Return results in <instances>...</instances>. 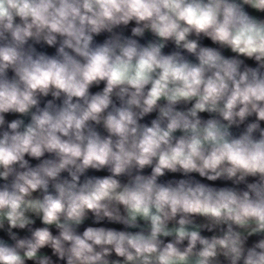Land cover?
I'll return each mask as SVG.
<instances>
[{
	"label": "clouds",
	"instance_id": "9594fccd",
	"mask_svg": "<svg viewBox=\"0 0 264 264\" xmlns=\"http://www.w3.org/2000/svg\"><path fill=\"white\" fill-rule=\"evenodd\" d=\"M0 234V264H264V0H0Z\"/></svg>",
	"mask_w": 264,
	"mask_h": 264
},
{
	"label": "crops",
	"instance_id": "0c3cea01",
	"mask_svg": "<svg viewBox=\"0 0 264 264\" xmlns=\"http://www.w3.org/2000/svg\"><path fill=\"white\" fill-rule=\"evenodd\" d=\"M99 41H102L103 39H104V36L102 35V36H100V37H98L97 38ZM203 43L205 44V45H210V46H214V45H211V42L209 41V40H207V39H205V40H203ZM44 50H46L49 54H54V49H52V48H46V49H44ZM171 50H173V46L171 45V44H169V46L165 49V52H169V51H171ZM225 54L226 55H231V53L228 51V50H225ZM249 65H252V66H255L254 65V62L253 61H251V60H248V61H246ZM101 88L103 87V85H101L100 86ZM99 89L98 88H96V87H94L93 89H91V91H93V92H95V91H98ZM51 97H49V99H50ZM203 117H205V118H207V116H208V114L207 113H204V114H201ZM155 116V113L154 114H152V116H149V117H147L146 118V121H150L153 117ZM14 118H16L14 115H12V114H9L7 117H6V119H8V120H11V119H14ZM145 121V122H146ZM26 122H27V120H26ZM101 131H102V129H101ZM32 163L33 164H35L36 163V161H32ZM147 171H150V170H147ZM107 173L106 172H94V171H90L89 173H88V175H97V176H103V175H106ZM66 175V174H65ZM194 175H196V174H194ZM172 176H175L176 178H180V176H179V174H170L169 175V177H165V179H167V178H171ZM197 178H198V176H197ZM208 183H212V182H208ZM216 184H221L222 182H215ZM92 223V221H91V219H89L87 222H86V224H91ZM109 226H114V227H117V228H120V227H122V226H120V225H109ZM24 233H21V235H23ZM206 235H210L209 233H205ZM0 235H2V234H0Z\"/></svg>",
	"mask_w": 264,
	"mask_h": 264
}]
</instances>
